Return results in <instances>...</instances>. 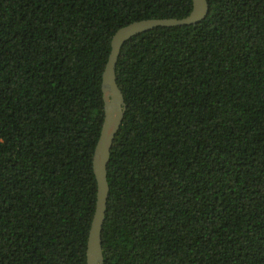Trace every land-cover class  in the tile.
<instances>
[{
    "label": "trees",
    "instance_id": "16d2710c",
    "mask_svg": "<svg viewBox=\"0 0 264 264\" xmlns=\"http://www.w3.org/2000/svg\"><path fill=\"white\" fill-rule=\"evenodd\" d=\"M129 38L103 264H264V0ZM192 0H0V264H86L113 33Z\"/></svg>",
    "mask_w": 264,
    "mask_h": 264
},
{
    "label": "water",
    "instance_id": "95a60500",
    "mask_svg": "<svg viewBox=\"0 0 264 264\" xmlns=\"http://www.w3.org/2000/svg\"><path fill=\"white\" fill-rule=\"evenodd\" d=\"M209 10L207 0H192L190 12L181 18H146L132 21L119 27L110 40V51L102 71L101 91L103 99V121L94 147L92 168L96 180L95 209L90 223L86 243V264H103L101 231L105 217L109 185L107 164L113 139L119 130L126 103L116 82L115 67L123 44L132 36L157 26L193 24L203 20Z\"/></svg>",
    "mask_w": 264,
    "mask_h": 264
}]
</instances>
